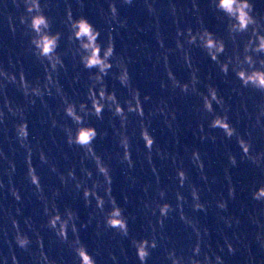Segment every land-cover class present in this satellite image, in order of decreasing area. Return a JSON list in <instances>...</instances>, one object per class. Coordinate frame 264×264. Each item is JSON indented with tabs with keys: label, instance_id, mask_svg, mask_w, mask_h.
I'll return each mask as SVG.
<instances>
[{
	"label": "clouds",
	"instance_id": "obj_1",
	"mask_svg": "<svg viewBox=\"0 0 264 264\" xmlns=\"http://www.w3.org/2000/svg\"><path fill=\"white\" fill-rule=\"evenodd\" d=\"M135 0H120V3L131 6ZM79 8H84V0H76ZM148 14L155 18L154 25L159 36V11L151 0H145ZM207 7L217 14V19L224 25L225 35H218L210 30L204 22V11L199 0H190V6H178L170 3L168 13L173 18L176 32V48L166 50L162 56H157V63L163 62L164 74L159 79L162 92L169 95L154 99L151 93L142 94L133 84V73L130 65L133 59L127 54H117L113 32L115 26L128 28V21L121 19L117 0H109L108 9H101L109 27L106 42L101 41L102 32L86 15L77 16L72 3L64 0V12L60 20L62 30H53L55 18L49 15L53 8H59L58 0H0V23L6 22L8 33L13 40L19 36L23 41L26 54H30L43 66V78L30 80L24 71L22 62L9 56L8 67L0 62V126H3L5 137L14 141L10 144L13 158L0 148V162L6 166L3 176H7V184L0 176V190L10 196L14 205L6 208L0 204V211H6L7 222L0 226L7 252L0 249V264H22L20 253H26L31 258L30 264H100L98 257L102 256L98 246L90 251L83 242L81 228H88L95 222L96 238L112 233V239L119 237L120 241L129 239L139 264H149L152 254L157 249L163 250V264H225L223 255L212 250L208 242V229L201 228L193 216L186 211V206L192 213L207 212L214 207L220 221L228 229H238L242 224V216L253 226L254 239L261 249H264V179H252L247 185L241 184L240 191H247L249 201L242 202L240 215L229 211V202L238 197L237 183L234 182L232 169L240 163L247 162L260 172H264V151L255 147L257 140L264 137V100L255 102L250 109L245 90H252L264 96V16L256 11L253 0H208ZM194 17L195 25L189 23L187 17ZM184 26H181V25ZM137 31L144 29L137 24ZM66 40L67 47L60 51L61 41ZM231 45V50H229ZM163 48V41H160ZM200 49L215 66L216 72L231 83L230 94L225 96L214 83L212 71L202 77L200 69L194 64L193 49ZM178 51L185 67L189 70V78L179 79L169 62V53ZM72 62L74 85L72 95L65 91L60 82L63 72L68 74L65 58ZM19 66V67H18ZM235 76V82L228 77ZM111 76L114 81L126 89L123 99L117 95L115 87L109 90L106 78ZM9 85L23 96V104H18L9 98ZM75 86H80L83 91ZM179 97H195L197 103L194 112L197 114L195 135L201 143L211 142L212 145H223L227 165L223 169L226 181L227 195L224 192L214 193L212 185L219 182V177L209 176L205 164V156L197 147L185 148V153L192 166L199 173L202 185L193 182L185 166L184 158L178 152L162 149L157 145L156 138L150 128L153 118L162 117L163 123L174 133L177 127L178 109L170 101ZM46 97H54L57 107L53 111ZM239 97V102L233 108L230 102ZM39 101L47 110V118L42 121L47 125V131L56 140L55 132L61 133L60 143L79 155V175L77 165L73 164L64 171L60 170L54 157L45 151L40 139L33 140L30 129L29 112ZM146 105H149L146 111ZM108 111L110 125L114 130L119 151L115 158L131 172L136 167L133 159V140L143 143V157L151 166L155 177V187L149 182L144 185L146 199L141 201V212L145 220L142 226L146 235L137 237L130 229V217L113 195V169L108 157L96 150L95 141L98 137L108 136V131H100L92 123L93 118L104 120ZM119 121L117 126L116 121ZM11 121V129H9ZM245 122L242 132L239 125ZM9 131L11 136L9 137ZM235 141L239 152H233L228 142ZM179 143V141H177ZM18 146V147H17ZM22 150L26 165L25 179L43 206L46 222L40 229L51 231L61 246H66L70 258L60 256L59 262L50 258L45 249L44 237L34 225L31 217H23L22 205L24 196L17 187L15 176L17 163L15 154ZM63 159H69L68 152L61 149ZM38 156L41 166H47L55 174L61 185L70 184L79 193L82 192L86 206L92 208L87 223H79V215L71 207H65L62 212L56 203L59 189L52 192L51 198L46 194L41 176L33 163ZM170 162L174 172L175 205L170 202L171 189L161 186V177L154 158ZM89 162L94 165L90 168ZM132 184L136 180L128 176ZM211 194L210 199H202L204 192ZM93 201L95 203L93 204ZM125 204L129 202L124 197ZM178 215L179 220L195 234L193 240L189 235L188 243L178 244L166 232V221ZM132 220L136 217L132 216ZM237 244L249 248L247 264H257L256 257L251 255L249 245L239 234L234 233ZM227 249L229 254H235L237 247L225 235L219 253ZM64 251V247L61 248ZM127 259V250L119 247V255L110 251L108 258L111 264H120V258ZM264 264V260L260 261Z\"/></svg>",
	"mask_w": 264,
	"mask_h": 264
},
{
	"label": "water",
	"instance_id": "obj_2",
	"mask_svg": "<svg viewBox=\"0 0 264 264\" xmlns=\"http://www.w3.org/2000/svg\"><path fill=\"white\" fill-rule=\"evenodd\" d=\"M10 2V0H9ZM72 3L74 13L79 16L81 14L86 15L92 23H94L102 32L101 41L106 42L109 32L108 24L105 18L100 14L101 9L107 11L109 0H84V8L81 10L76 3V0H69ZM155 4L159 11V36H157V29L154 25L155 18L150 16L147 11L145 0H135L131 6H126L117 0V4L120 10L121 19L128 21L129 27L121 28L115 26L113 36L116 43L117 54H127L133 59V63L130 65V70L133 73V84L141 90L142 94L151 93L154 99H158L160 96H167L169 93L162 92L159 87V79L163 77L164 68L163 62L157 63V56L162 54L168 49L176 48L175 32L176 26L173 18L168 13V6L170 3H176L178 6H190V0H151ZM201 8L204 11V22L205 25L218 35H225L224 25L217 19V14L210 10L208 0H199ZM59 8H53L49 15L55 18L53 30H64L60 20L64 12V0H58ZM256 11L264 16V9L255 5ZM189 23L195 25L194 17L186 18ZM2 20V18H0ZM139 24L144 30L137 31L136 25ZM181 26H184L183 24ZM163 41L164 47L160 46V41ZM67 47L66 40L61 41L60 51H64ZM231 50V45H229ZM12 58L19 59L22 62L25 73L30 80L37 78H43L44 71L43 66L39 64L30 54H26L23 46V41L17 36L15 40L7 31L6 22L0 23V62L8 67L9 56ZM193 61L194 64L200 69L202 77H206L209 71H212L214 77V83L220 88L221 92L227 96L230 94L231 83H226L225 78L216 72L215 66L212 64L210 59L200 49H193ZM169 62L172 66L173 71L177 77L182 80L189 78V70L185 67L183 60L180 58L178 51L169 53ZM65 63L68 65V74L65 75L61 72L60 82L64 87L65 91L72 95L74 85L72 84V62L70 58H65ZM19 67V66H18ZM228 80L235 82L234 74L228 77ZM111 91L115 87L117 95L124 98L126 95V89H123L117 81H114L111 76L106 78ZM79 90L83 91L80 86H75ZM246 97H248V103L250 109L253 107L255 102L264 100V96H260L252 90H245ZM7 95L10 99L18 104H23L22 94L15 88V86L9 85L7 89ZM239 97H234L232 101L233 108L237 106ZM49 107L55 111L58 101L54 97H46ZM3 101V97L0 96V102ZM195 97H179L177 96L173 103L178 109L177 113V127L175 133L169 130L163 123L162 117L153 118L151 123L150 131L156 138L157 145L162 149H166L171 152H178L182 158H184L185 166L188 170L190 179L202 185V181L199 180V173L197 169L191 165L190 160L185 153V148L197 147L202 153H207L205 156V164L207 167L208 175L219 177V182L212 185L213 192L219 193L224 192L227 195L226 181L223 178V169L227 165V157L224 155V146L212 145L211 142L201 143L195 135L197 121V114L194 112V106L197 103ZM146 111L149 105H146ZM30 129L32 131V137L35 141L40 139L44 144L45 151L49 153L50 157H54L58 163L61 171H64L67 167H71L73 164L77 165V175H79V155L68 149L66 145L60 143L61 133L57 130L55 132L56 140L54 141L52 135L47 131V125L43 124L47 118V110L44 106L37 101L29 114ZM111 114L108 111L104 113V120L98 121L93 118L92 123L95 124L98 130L108 131V136L104 138L98 137L95 141L96 150L99 154L104 156L106 162L108 157L112 156L110 161L113 169V195L117 198V201L126 208V215L130 217V229L132 234L137 237L146 235L143 230L145 220L141 212V201L147 197L144 194V185L151 182L155 187V177L151 172V166L148 165L144 159L142 153L143 143L137 144L136 140H133V159L136 161V167L134 170L129 172L125 166L121 165L115 158V152L119 151L116 144V137L114 130L110 125ZM117 126L119 121H116ZM246 123L242 122L239 125L240 130H245ZM3 126H0V148L13 158L10 144L16 146L14 141L5 137L3 132ZM9 129H11V121H9ZM11 131H9V137ZM179 141V143H177ZM18 147V146H17ZM228 147L238 153L239 149L235 141L228 142ZM258 151H264V137H260L255 145ZM61 149L68 152L69 159L65 161ZM15 160L17 163V173L15 181L17 187L21 188V193L24 196V203L21 206L23 216L18 217L21 219V225H23V217H31L34 225L40 230L41 235L44 237L45 249L48 251L50 258L55 259L59 262L60 256L64 255L66 258H70L66 246H61L56 240L54 234L47 229H40V225L46 222V217L43 215V206L32 194L31 187L28 185L25 179L26 165L24 163L22 150L15 154ZM156 167L160 172L161 186L171 189L170 202L175 205V198L173 193L175 191L174 185V172L170 166V162L161 161L158 157L154 158ZM34 165L37 167V172L41 176V182L44 185L45 192L51 198L52 192L59 189V196L56 197V203L63 212L65 207H71L79 215V223H87L89 214L92 212V208L86 206L83 200L82 192H77L73 185L64 187L60 184L58 177L52 174L47 166H41L39 163L38 156L33 159ZM6 165L0 162V176L3 177L5 184H7V176H3V169ZM90 168L94 169V165L89 162ZM232 175L234 182L237 183L238 197L235 201L229 202V211L240 215L239 209L242 202L250 203L249 194L247 191H240L239 186L241 184L247 185L252 179L260 178L264 179V172H260L247 162L240 163L239 167L233 168ZM131 175L135 178V185L132 184L128 176ZM127 196L129 202L125 204L124 197ZM211 194L207 191L204 192L202 199H210ZM95 201H93V204ZM0 204H3L6 208L9 205H14V201L10 196L6 198V192L0 190ZM190 216L198 222L200 227L208 229V236L206 239L212 245V250L218 254L223 255L225 264H247L249 256V248H245L243 245L237 244L234 233L239 234L244 240V243L249 245L251 255L256 257L257 264H260L261 260H264V249H261L254 239V232L256 231L255 226L251 225L245 217L242 216V224L238 229H228L219 220L217 211L214 207H210L208 211L192 213L186 206ZM135 216L136 219L132 220L131 217ZM7 222L6 211H0V226H3ZM166 232L173 240L177 241L178 244H187L189 235L192 239H195V234L191 233V229L187 228L182 221L179 220L178 215L173 214V217L166 221ZM95 222L88 228H81V238L83 242L88 246L90 251L96 249L99 244L101 248L102 256L98 257L100 264H111L108 258L110 251H114L119 255V247L122 246L127 250V259L124 257L120 258V264H139L135 257L134 249L131 247L129 239L120 241L119 237L112 239V233H106L100 238H96L94 234ZM227 235L232 243L237 247V252L229 254L227 249L223 253H219V246L224 243V236ZM64 247V251L61 248ZM0 249L7 252V245L4 243L2 231H0ZM22 264H30L31 258L26 253H20ZM149 264H163V250L157 249L153 252L152 257L149 260Z\"/></svg>",
	"mask_w": 264,
	"mask_h": 264
}]
</instances>
